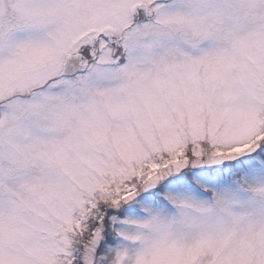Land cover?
Masks as SVG:
<instances>
[{
  "label": "rangeland",
  "instance_id": "obj_1",
  "mask_svg": "<svg viewBox=\"0 0 264 264\" xmlns=\"http://www.w3.org/2000/svg\"><path fill=\"white\" fill-rule=\"evenodd\" d=\"M263 139L264 0H0V264H264Z\"/></svg>",
  "mask_w": 264,
  "mask_h": 264
},
{
  "label": "trees",
  "instance_id": "obj_2",
  "mask_svg": "<svg viewBox=\"0 0 264 264\" xmlns=\"http://www.w3.org/2000/svg\"><path fill=\"white\" fill-rule=\"evenodd\" d=\"M262 143H261V147L264 145V139L261 141ZM190 155V154H189ZM258 155L260 156V159L261 158H264V155H260V154H258L257 152L256 153H253V154H250V155H248V156H246V157H243V158H240V159H238L237 161H234V162H230L229 164H224V166L223 167H220V168H217L215 171L214 170H212V169H210V170H208V171H206V172H208L209 173V176L208 177H211V176H217L218 174L217 173H219L220 172V170L221 171H226V170H230V172H229V174H234V173H236L237 171H239V169L241 168V166H244L246 163H245V161L247 162L249 159H251V158H253V157H258ZM235 163V164H234ZM219 171V172H218ZM201 172H203V171H201ZM216 172V173H215ZM216 174V175H215ZM235 175V174H234ZM186 176H188V177H190L191 176V174H186Z\"/></svg>",
  "mask_w": 264,
  "mask_h": 264
},
{
  "label": "water",
  "instance_id": "obj_3",
  "mask_svg": "<svg viewBox=\"0 0 264 264\" xmlns=\"http://www.w3.org/2000/svg\"><path fill=\"white\" fill-rule=\"evenodd\" d=\"M81 56H70L65 61L63 71L61 76L62 77H74L79 73H82L86 68V64H81Z\"/></svg>",
  "mask_w": 264,
  "mask_h": 264
},
{
  "label": "flooded vegetation",
  "instance_id": "obj_4",
  "mask_svg": "<svg viewBox=\"0 0 264 264\" xmlns=\"http://www.w3.org/2000/svg\"><path fill=\"white\" fill-rule=\"evenodd\" d=\"M149 12H151V11H149ZM150 16H151V19H152V15H150ZM95 52H92L91 53V56H92V59L93 60L95 58ZM79 55H81V64H83V65L86 64L87 65V68H88L89 67V64H90V60L86 58V55L83 52H81Z\"/></svg>",
  "mask_w": 264,
  "mask_h": 264
}]
</instances>
